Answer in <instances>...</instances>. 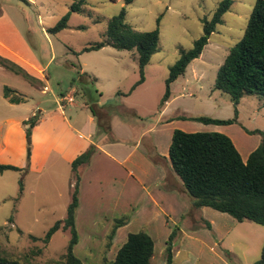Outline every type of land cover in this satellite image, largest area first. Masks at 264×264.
<instances>
[{"label": "rangeland", "instance_id": "obj_1", "mask_svg": "<svg viewBox=\"0 0 264 264\" xmlns=\"http://www.w3.org/2000/svg\"><path fill=\"white\" fill-rule=\"evenodd\" d=\"M221 1L132 0L126 4L125 0H86L81 12H71L77 0H0V56L23 69L22 61H31L40 77L38 82L30 83L0 68V120H24L38 115L39 110L45 114L42 126L31 131L29 141L25 139L24 153L19 131L14 128L0 158L5 161L0 164L23 168L21 172L0 173L1 256L29 264L61 261L71 237L69 231L58 230L46 244L40 239L66 217L71 202L70 160L77 152L72 139L78 132H69L70 118L77 116L76 120L83 124L86 116L92 117L86 103L96 99L97 108L108 113L115 136L97 126L95 119L93 142L100 149L94 150L90 161L78 169L85 191L82 199L78 193L77 243L73 254L82 264L114 260L126 235L138 232L153 240L150 264H166V242L173 230L172 264H255L260 259L264 226L249 221L238 223L210 208L194 209L189 198L182 200L178 195L174 211L159 214L152 210L149 214L141 209L149 203L140 184L143 169L151 164L163 169L161 162L165 159L155 149L154 139L166 154L175 129L188 133L216 132L229 137L244 157L261 140L260 135L250 132L264 134V106L254 96H244L234 106L227 94L214 89L217 70L242 38L256 0H233L201 55L171 84L166 107H160L169 69L179 59L180 51L190 50L201 37L204 22L212 19ZM122 9L124 22L135 30L159 31L157 51L143 69L144 81L134 88L140 79L135 50L117 51L108 45L97 51L82 50L107 41V24ZM67 15L66 28L51 32ZM76 72L91 78L77 77ZM73 79L76 82L71 87ZM92 79L95 80L91 82ZM4 87L15 90L27 102L9 104L2 97ZM68 93L73 95L72 105L59 108L56 100ZM178 117L235 122L207 126ZM108 143L115 144V153L111 155L117 161L100 153ZM134 147L136 152H132L130 163H117L130 155ZM166 161L170 168L168 158ZM131 163L141 169L131 168ZM129 170L134 175L128 178ZM137 212L140 217L135 216ZM122 217L128 218L127 224L134 219L107 247L114 222Z\"/></svg>", "mask_w": 264, "mask_h": 264}, {"label": "trees", "instance_id": "obj_2", "mask_svg": "<svg viewBox=\"0 0 264 264\" xmlns=\"http://www.w3.org/2000/svg\"><path fill=\"white\" fill-rule=\"evenodd\" d=\"M115 2L117 0H110ZM86 0H77L71 7V12H81ZM132 0H125L126 4ZM233 0H222L215 10L212 19L203 24V33L196 40L190 50L180 51L177 62L169 69L165 80V93L160 107L162 108L170 98V86L184 75L191 61L197 59L208 43L209 36L222 22L223 15L229 10ZM125 11L112 17L105 35L107 41L96 42L84 47L85 52L97 51L104 46H111L117 51L135 50L138 54L137 62L140 79L133 86L144 81L143 69L151 56L157 51L159 31L140 32L124 22ZM68 15L62 18L51 32H58L66 28ZM159 21V19H158ZM0 66L9 72L23 77L26 81L36 80L23 68L10 60L0 56ZM77 77L91 78L86 74L76 72ZM95 79H92L93 82ZM73 79L71 87L75 84ZM132 88V89H133ZM214 89L227 94L234 106L238 105L244 96H254L264 106V0H256L249 15L242 38L228 52L222 65L218 68ZM75 93V91H74ZM2 96L9 104H21L25 98L15 90L4 87ZM64 95H61L63 97ZM97 126L111 135L108 113L97 108L96 99L86 103ZM160 108V109H161ZM179 120L200 122L204 125L225 126L235 122L219 120L208 117H178ZM38 123L37 115L23 122L25 137L29 141L33 127ZM261 137L260 144L253 150L245 161L242 160L231 139L224 134L216 132L188 133L178 129L172 132L168 148V160L171 171L182 183L185 194L192 201L194 209L210 208L232 217L236 222L249 221L264 226V134L259 131L250 132ZM97 148H89L77 156L70 164L72 188L71 202L67 206L66 217L56 222L40 240L46 244L51 236L58 230L69 231L71 237L57 264H82L73 254V247L77 243L75 230V214L79 205L80 177L78 169L90 161ZM23 168L0 164V173L4 171L21 172ZM20 193L22 182H19ZM127 217L116 219L107 240V247L118 228L127 224ZM11 220V218L9 219ZM175 237L173 230L166 242V264H172L171 243ZM37 240V239H35ZM154 243L151 237L144 233H130L125 242L118 249L114 260L103 259L94 264H150L153 256ZM0 264H29L17 259L0 255ZM255 264H264V245L260 259Z\"/></svg>", "mask_w": 264, "mask_h": 264}, {"label": "crops", "instance_id": "obj_3", "mask_svg": "<svg viewBox=\"0 0 264 264\" xmlns=\"http://www.w3.org/2000/svg\"><path fill=\"white\" fill-rule=\"evenodd\" d=\"M21 64L25 67V69L28 72L31 73V76L33 78H34V74L37 76V77H35V79H36V82H38L39 78H40V77H38L39 74L34 72V71H36L34 68L36 64L31 63V61H29V60L22 61ZM0 68L2 70H6L3 67H0ZM36 88L40 89L37 85H36ZM71 91H73V90H71ZM40 92L44 93V91H42V90ZM72 96L73 95L69 94V93L65 94L63 97H59L58 101L56 100V104L59 102V104H60L59 108H63V106H66L67 104L69 106H71L72 104H70V102L72 100ZM26 102H27V98H25L24 103H26ZM24 103H21V104H24ZM21 104H17V105H21ZM12 105H14V104H12ZM35 105H38V104H35ZM166 105L167 104H165L164 107H166ZM161 113H163V112H161ZM44 115L45 114H42L41 110H39V113L37 115L38 123L32 129L33 131L35 129H38L40 126H42V122L45 119ZM33 116H34V114H33ZM76 118H77V116L74 118V120H72L70 118L72 125H70L68 127L69 132H71V133L72 132L74 133L76 131L78 132L77 135H73V139H72L73 144L72 143L71 144H72V147L75 150H77V152L75 153V155L73 157H71L70 164L73 161L74 157L78 153H80V154L83 153L84 151H86L89 148L90 145H94L98 150L100 149V146L93 142V137H94V134L96 132L95 118L93 116L92 117L86 116L83 124H82V122L77 121ZM27 119H29V118H26L24 120H23V118H20L18 120H13V119L7 117V118H3L0 120V124L4 125V129H3V126L0 127V158L3 155V153L5 152L6 148L8 147L9 136H10V134L14 128H17L19 131L20 139H21V143H22L21 149H22V152L24 153L26 137H25L23 122L26 121ZM214 126H217V125H214ZM47 131L50 132V129ZM111 134L113 136H115L113 131L111 132ZM31 136H32V134H31ZM114 145L115 144H113V143H110V144L108 143L105 146V149L101 148L100 153H102L103 155H105L104 153H106V155H110L111 159L115 160V158H112L113 156L111 155V152H114V150H115ZM153 145H154L155 149L157 150V152L160 153L159 155L163 156L165 159L163 160V162H161V164L163 165V169L161 168V166H155L153 164H151L152 166L149 165L150 168H148V169L144 168L143 169V175L144 176H143L142 182H140V184H141L142 190H146V197H148L149 203L145 204L143 207H141V209H142V211H146L149 214L152 212V210H153V213H154V211H156L159 214H161V213L163 214V213H166V211L168 212L171 210L172 211L175 210L174 209V207H176V204H174L175 203V201H174L175 196L178 195L182 200L187 199L189 197L185 194L181 181L171 171V168H169L167 166L166 158H168V152H167L168 150L166 151V154L165 153L163 154V152H161V150H160L159 143L155 139L153 140ZM128 149H130V148H128ZM132 152L133 153L136 152V147H134L133 150H131V152L129 153L130 155L123 157V160H121L120 162H117V163H119V164H126L127 162L130 163L131 155L133 154ZM251 152L247 153L244 157L241 155L242 160L245 161ZM107 158H108V156H107ZM115 161H117V160H115ZM0 162L5 163V161H3V160H0ZM8 165H10V164H8ZM81 167H83V166H81ZM80 168H79V170H80ZM131 168H140V166H138L136 163H131ZM133 175H134V172L132 170H129L127 172L128 178L132 177ZM83 178H85V176ZM70 187H71V185H70ZM84 191H85L84 183L82 184L80 182V186H79V198L80 199H82ZM174 194H176V195H174ZM144 207H147V210H145ZM203 208H206V207H203ZM135 216L140 217L139 212H137ZM134 217H133V219H134ZM76 222H77V214L75 215V226H76ZM127 225H124V226H122L116 230L115 235L113 237V240L116 237L117 233L120 230H122L123 228H125ZM126 238H127V235H126ZM126 238H125V240H126Z\"/></svg>", "mask_w": 264, "mask_h": 264}]
</instances>
